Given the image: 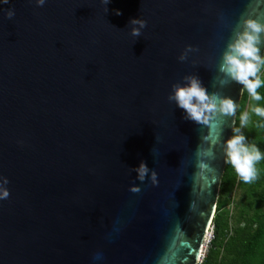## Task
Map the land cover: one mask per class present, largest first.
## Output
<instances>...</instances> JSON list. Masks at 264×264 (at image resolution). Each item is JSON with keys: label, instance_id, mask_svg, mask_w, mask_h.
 Listing matches in <instances>:
<instances>
[{"label": "water", "instance_id": "95a60500", "mask_svg": "<svg viewBox=\"0 0 264 264\" xmlns=\"http://www.w3.org/2000/svg\"><path fill=\"white\" fill-rule=\"evenodd\" d=\"M242 16L264 21V0H0V264H200L244 93L218 68ZM187 75L235 117L185 119L168 97Z\"/></svg>", "mask_w": 264, "mask_h": 264}, {"label": "clouds", "instance_id": "9594fccd", "mask_svg": "<svg viewBox=\"0 0 264 264\" xmlns=\"http://www.w3.org/2000/svg\"><path fill=\"white\" fill-rule=\"evenodd\" d=\"M110 0H103L107 6ZM3 4H8L9 0H2ZM38 6H43L45 0H37ZM106 11H108L106 7ZM117 11V15H120ZM11 19L15 15L14 9H9L6 13ZM131 35L139 38L142 29L147 22L140 18L130 20ZM264 48V21L251 16H242L233 29L225 51L223 52L218 71L223 77L221 83L235 82L246 89L251 98L260 101L262 96L258 89L264 85L259 73L264 68V55L261 50ZM198 51L189 45L184 53L179 57L180 61H185L188 54ZM185 84L173 85V94L168 99L175 101L176 105L185 112V119L193 121L198 125L206 126L217 117H235L237 110L236 102L231 98L221 95L218 92L210 93L197 75H187L184 77ZM252 112L264 118V107H253ZM250 122L248 112L240 117V128H234L233 135L226 141L223 139V128L218 137L220 149L223 151L225 163L234 168L238 177L244 183H252L258 178L257 164L264 159L260 148L256 144H249L248 138L241 132V128L246 127ZM150 169L147 163L142 161L139 167L135 168L138 179L144 181ZM157 172L151 171V181L153 185L158 184ZM9 183L6 177H0V200L7 199L10 191L6 187ZM138 193L141 189L133 186L130 189Z\"/></svg>", "mask_w": 264, "mask_h": 264}, {"label": "trees", "instance_id": "16d2710c", "mask_svg": "<svg viewBox=\"0 0 264 264\" xmlns=\"http://www.w3.org/2000/svg\"><path fill=\"white\" fill-rule=\"evenodd\" d=\"M258 92L262 99L255 101L244 89L235 128H240V117L247 106H251L250 122L241 132L247 136L249 144H256L264 154V118L252 112L253 107H264V85ZM257 168L258 178L248 184L227 164L213 220L214 238L201 264H264V159ZM235 189H240L242 196L231 216L227 209L232 204L230 195Z\"/></svg>", "mask_w": 264, "mask_h": 264}, {"label": "rangeland", "instance_id": "374dc122", "mask_svg": "<svg viewBox=\"0 0 264 264\" xmlns=\"http://www.w3.org/2000/svg\"><path fill=\"white\" fill-rule=\"evenodd\" d=\"M259 75H260L261 78H264V68L261 69V72L259 73ZM250 107L251 106L248 105L245 112L249 113L250 112ZM241 196H242V191L240 189H235L233 191V193L230 195L232 204L227 210L230 212L231 216H233L235 214L234 207L237 204V202L239 201V199L241 198ZM232 225H234V219H232ZM213 235H212V232H211V229H210L209 235L207 236L205 247H204L205 254L208 253V250H209L210 245H211L210 242H212V240H213Z\"/></svg>", "mask_w": 264, "mask_h": 264}, {"label": "built area", "instance_id": "2783aa9c", "mask_svg": "<svg viewBox=\"0 0 264 264\" xmlns=\"http://www.w3.org/2000/svg\"><path fill=\"white\" fill-rule=\"evenodd\" d=\"M211 232H212V235L214 234V227L212 226L211 228ZM210 231V230H209ZM208 235H209V232H208ZM212 237V236H211ZM213 238H214V235H213ZM211 243V242H210ZM205 251H204V253H203V256H202V258H201V262H200V264L203 262V260H204V258H205Z\"/></svg>", "mask_w": 264, "mask_h": 264}, {"label": "bare ground", "instance_id": "6f19581e", "mask_svg": "<svg viewBox=\"0 0 264 264\" xmlns=\"http://www.w3.org/2000/svg\"><path fill=\"white\" fill-rule=\"evenodd\" d=\"M203 253H204V251H203Z\"/></svg>", "mask_w": 264, "mask_h": 264}]
</instances>
